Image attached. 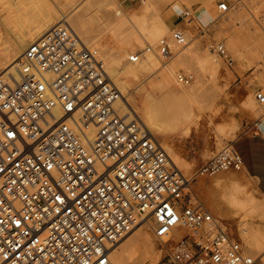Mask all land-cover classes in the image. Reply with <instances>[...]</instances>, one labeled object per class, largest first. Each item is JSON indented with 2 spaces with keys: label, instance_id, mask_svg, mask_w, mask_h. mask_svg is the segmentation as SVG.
<instances>
[{
  "label": "built area",
  "instance_id": "1",
  "mask_svg": "<svg viewBox=\"0 0 264 264\" xmlns=\"http://www.w3.org/2000/svg\"><path fill=\"white\" fill-rule=\"evenodd\" d=\"M217 9L226 14L233 5L222 1ZM173 42L187 43L182 29L128 61L139 63L151 51L172 59ZM210 47L234 65L223 42ZM17 65V76L0 70V264H114L113 248L141 225L173 264H260V255L245 252L189 197L191 179L139 115L121 112L122 92L98 48L57 26ZM176 78L189 86L194 75L180 71ZM256 99L264 106V90ZM242 167L229 144L196 177Z\"/></svg>",
  "mask_w": 264,
  "mask_h": 264
},
{
  "label": "rangeland",
  "instance_id": "2",
  "mask_svg": "<svg viewBox=\"0 0 264 264\" xmlns=\"http://www.w3.org/2000/svg\"><path fill=\"white\" fill-rule=\"evenodd\" d=\"M74 1V7L83 5V10H86L85 6L89 5L85 1L93 5L86 17L89 20L88 30L93 36L96 34L102 35V24L99 25L96 20V15L99 16L103 13L97 9V4L101 0ZM156 1L158 15L172 30V33L166 37L170 38L175 29H182L187 36L188 43L194 46V52L197 55H204L207 50L211 51L219 58L221 69L220 73L217 74V79L211 77L210 74L204 77L206 85L194 98L184 101H170L171 88L169 86L172 85L175 90L188 87L178 82L176 78L178 72L193 74L194 80L191 85L203 79L196 71L194 61L190 60L189 57L178 61L179 48L173 44L175 57L172 60L163 61L156 52L158 56V76L155 75L152 80H145L147 73H141L139 78L129 79L130 85L128 88L131 104L139 111L143 108L146 95L151 93L154 96L152 101L160 115L158 121L163 131L168 133L154 135L157 136L160 142L167 139L171 149L188 164V167L183 169L178 167L186 177H191V188L188 185L187 193L193 201L197 199L211 211V203L214 197H220V184H230L231 177H234L241 186L243 185L242 187H245L249 195L256 197L251 180L242 174L241 170L222 171L203 179L196 177V172L237 137L254 130L264 117V106H261L256 99V93L259 90H264V79L259 82L256 77L259 72L264 74V0ZM222 1L231 3L233 9L226 14H220L217 5ZM65 4V0H0V51L11 45L17 37L16 35L24 34L26 30L32 29V26L34 28L33 24L35 22L37 25V21H41L40 13H42L44 6L54 9L56 6H64ZM122 5L127 11H134L138 14L142 12L143 8V4L140 3L124 2ZM178 6L183 10L182 12L176 9ZM35 8L36 10H34ZM71 8L68 9L70 10L69 15L73 11ZM153 19L154 17L151 18V21ZM80 36L82 37V35ZM82 38L85 41L87 39L85 36ZM123 38L124 35L115 37L107 32L101 40L110 49L118 51L123 58L125 57L121 59V65L126 64V60H128L131 53L143 51L147 43L155 46L159 40L147 35L145 38H141V42L134 43L129 47ZM230 41L233 42V48L238 54L229 46ZM213 42H223L227 46L234 59L232 67H228L223 58L218 56L210 47ZM88 45L92 46L91 42ZM99 51L103 55V51L101 49ZM146 58L147 55L139 63L133 64L139 67L141 62L146 61ZM175 61L176 63H174ZM171 63H174V74L172 76L170 75L171 69L168 67ZM163 82L166 84L161 85ZM186 115H192L197 122L192 121L189 124H182V121L187 119ZM185 171L187 174L184 173ZM236 215H238V219L233 222L225 220L222 216H216V218L220 220L219 223L223 228L228 227L238 242H242L240 247L245 252H249L244 241L246 235L239 230V226L242 225L240 224L242 216L237 213ZM145 228L146 230L149 229L147 226ZM252 229L256 228L252 227ZM148 232L152 234L150 230ZM238 232L240 237L237 236ZM155 244L157 250L151 256L152 258L144 257L146 260L142 256L144 246L139 248L140 262L136 264H154L157 261V264H173L167 258H163L156 241ZM260 257L262 260L261 255Z\"/></svg>",
  "mask_w": 264,
  "mask_h": 264
},
{
  "label": "bare ground",
  "instance_id": "3",
  "mask_svg": "<svg viewBox=\"0 0 264 264\" xmlns=\"http://www.w3.org/2000/svg\"><path fill=\"white\" fill-rule=\"evenodd\" d=\"M65 1L66 4L64 6H56L54 9L49 6H44L42 8V13H40V16L42 17H40L41 21H37V25L35 22L33 24L34 28L33 26H30L32 29H28V31L26 30L24 34L21 33L16 35L17 37L14 39L12 44L6 46L4 49H2V51H0V70L5 69L7 70V74H13L14 76H17L18 60L24 53L26 48L34 41L38 40L46 33H48L52 28L68 25L79 35H82V37L85 36V38H87L86 41L88 43L91 42L92 46H96L98 49H101L103 51L102 57L105 61V64L107 65L106 70L109 74V77L114 83L116 82L115 84L119 86V89L122 92V98L118 102L121 112L128 118H130L131 113L136 112L141 120L143 119L142 121L144 125L150 131H152L153 134L159 135L161 133H166L165 131H163V128L158 121L160 115L157 112L155 104L152 101V98H154V96L151 93H148V95H146L143 103V108H139V111L136 110L129 99L130 95L128 86L130 85V78H139V75L141 73H147L145 80H152L155 75L158 76V56L156 52H147L145 54L147 55L146 61L141 62L139 67L136 64L128 62V60H126L127 62L125 65H121V59L123 58V56L120 55L118 51L110 49L107 44L102 43L101 41L105 36V33L110 32L115 37L124 35V42L128 44L127 46L131 47L134 43L141 42V38H145V36L147 35H151L156 40L170 35L172 33L171 28L157 13L158 2L156 0H145L142 3V12L138 14L134 11H127L119 0H101V2L97 4V9L99 12L101 11L103 13L99 16L96 15V20L99 25L102 24V35L96 34L93 36L88 30L87 24L89 20L86 19L88 11L93 8V5L85 1L86 4L89 5H86L84 2L83 4L84 6L86 5V10H83V5L74 7V0ZM70 8L73 9V11L72 14L70 13L69 15L70 10L68 9ZM176 9L179 12L183 11L179 6ZM34 10H36V8ZM152 17H154V19L151 21ZM170 38H172V36ZM83 40L85 41V39ZM173 44L175 47L179 48L178 61L182 60L183 58L189 57L190 60L194 61L195 69L198 74L203 77V79L197 81L194 85H189L188 87H184L179 90L173 89L172 85L169 86L171 88L169 93L170 101H184L187 99H192L206 85V80L204 79V77L207 74H210L214 79L218 78L217 74L220 73L221 69L220 60L214 53L209 50H207L204 55H197V53L194 52V46L190 45L188 41L184 46H178L174 42ZM229 46L236 54H238L234 50L235 48H233L234 44L232 41L229 42ZM168 60L170 59H167V61ZM163 61L166 60L163 59ZM174 63H176V61ZM173 64L171 63L168 66L171 69V76L174 74ZM263 75V72H259L258 76H256L259 82L264 79V77H262ZM164 84L166 83H161V85ZM186 118L187 119H184V121L181 120L182 124H189L192 121L197 122V120H195L192 115H186ZM161 144L167 150L171 160L177 167L179 166L181 169L188 167V164L185 163L177 155V153L171 149L167 139L163 140ZM184 173H186V171ZM189 178L191 179V177ZM230 182V184L225 183L226 185L220 184L219 195L222 200L226 201V203H228L236 211L237 214H242V219L244 220V222L239 226V230L242 234L246 235L244 241L246 243L245 245L247 247V250L249 251L248 253H252L255 256L263 254L262 256H264V230L261 228H256L254 229V231L252 229L253 226L248 222V219L251 216L253 217V214L257 212V207L259 208V206L261 205L257 204V198L249 195V193H247V191L245 190V187L243 188V185L241 186V184H239V182L234 177H231ZM188 185L190 187L191 180L189 181ZM260 210L264 213V209ZM260 217H262V215ZM149 230L150 229L146 230L145 225H141L136 228L131 234H129L124 240H122L115 248H113L111 252V259L113 263L136 264L137 262H140L139 248H143L142 246H144V251L142 250L144 252L142 255L143 259H145L144 257L153 256L154 252L157 250V246L153 239V235L148 232Z\"/></svg>",
  "mask_w": 264,
  "mask_h": 264
},
{
  "label": "crops",
  "instance_id": "4",
  "mask_svg": "<svg viewBox=\"0 0 264 264\" xmlns=\"http://www.w3.org/2000/svg\"><path fill=\"white\" fill-rule=\"evenodd\" d=\"M231 144L242 158L243 167L241 172L251 180L258 202L257 204L261 205L259 208L257 207V212L253 214V217L251 216L248 219V222L253 227L264 230V213L260 210L264 209V117L254 130L240 135ZM225 203L226 201L222 200L221 197H214L211 203V212L213 215L215 217L222 216L225 220L230 222L237 220L238 215H236V211L228 203ZM261 215L262 217H260ZM243 222L244 220L241 218L240 224ZM263 257L264 256H262V260H260V264H264ZM157 263L158 261L155 264Z\"/></svg>",
  "mask_w": 264,
  "mask_h": 264
}]
</instances>
